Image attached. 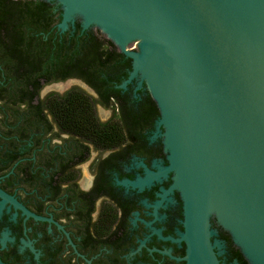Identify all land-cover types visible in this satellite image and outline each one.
Masks as SVG:
<instances>
[{
	"label": "flooded vegetation",
	"instance_id": "af4514ba",
	"mask_svg": "<svg viewBox=\"0 0 264 264\" xmlns=\"http://www.w3.org/2000/svg\"><path fill=\"white\" fill-rule=\"evenodd\" d=\"M51 18L33 22H48L44 40L54 35L49 73L34 69L29 84L0 38V190L14 200L0 196V264H186L183 201L164 172L149 92L136 79L120 87L129 71L120 57L91 67L93 83L75 72L82 53L54 58V40L70 42L60 35L73 28L61 32ZM55 59L65 66L53 74ZM209 223L219 264H251L217 217Z\"/></svg>",
	"mask_w": 264,
	"mask_h": 264
},
{
	"label": "water",
	"instance_id": "95a60500",
	"mask_svg": "<svg viewBox=\"0 0 264 264\" xmlns=\"http://www.w3.org/2000/svg\"><path fill=\"white\" fill-rule=\"evenodd\" d=\"M43 1L61 32L77 21L113 42L131 59L120 87L136 79L155 101L186 264H219L213 213L264 264V0Z\"/></svg>",
	"mask_w": 264,
	"mask_h": 264
},
{
	"label": "trees",
	"instance_id": "16d2710c",
	"mask_svg": "<svg viewBox=\"0 0 264 264\" xmlns=\"http://www.w3.org/2000/svg\"><path fill=\"white\" fill-rule=\"evenodd\" d=\"M53 8H56L57 11L60 12V9L57 6L43 0H0V28L4 29L5 38L2 39L0 36L1 43L5 47V52H11L12 54L16 53L21 56L19 62L21 63V67L26 70L21 72V79H23L22 81L24 84H29L28 81L31 78L30 73L34 71V69L41 70L43 75H47L45 72H48V63L50 61H46L44 54L47 52V46V49H49V39L54 34H48L47 40H44V32L46 31V24L48 22L45 21L43 27L35 26L37 23L33 24V22H37L42 18H48L49 21V17L51 16L53 22L56 23L59 20L60 15L56 14V11H53ZM68 35L70 36V42L65 43L66 40H54L55 46L51 51L53 57H57L58 54L62 55V52H64V59L67 56L72 59L73 56H77L75 52L79 54L82 53V57H78L76 60L78 67H76L75 72L89 83H93L92 71L90 70L91 67L100 68V65L109 62L111 58H114L115 56H117L118 59L121 58L123 60L121 67L118 66L119 63L117 67H127L130 69L131 59L129 57H125L122 52H119L115 45L109 39H105L102 35H100L99 32H95L93 30L82 31L80 30L79 23L76 21L75 27L72 30L65 31L60 36L65 37ZM55 36L57 35L55 34ZM74 36L78 37L79 40L76 42L72 40ZM33 53L36 57L34 62L26 58ZM55 60L52 70L53 74L55 73V70L65 66V64L61 61ZM72 63L73 62L69 65ZM82 67L84 69H82ZM68 71L69 67L67 69V72ZM36 73L38 76L41 75L39 71ZM125 75L126 73L123 76ZM73 94L77 95V100L85 101L86 99L79 92H72L70 95ZM32 97L33 92H29L28 99L31 100ZM146 98L149 102V110L153 113L155 112L157 115L158 108L155 101L151 98V96L149 97L146 95Z\"/></svg>",
	"mask_w": 264,
	"mask_h": 264
},
{
	"label": "rangeland",
	"instance_id": "374dc122",
	"mask_svg": "<svg viewBox=\"0 0 264 264\" xmlns=\"http://www.w3.org/2000/svg\"><path fill=\"white\" fill-rule=\"evenodd\" d=\"M102 36H104L103 34H101ZM105 37V36H104ZM71 82H73V83H80L79 81H76V80H66V81H64L63 83H71ZM62 82H58V83H56L57 85L58 84H63ZM81 85H83V84H81ZM83 87H85L84 85H83ZM58 88V87H57ZM57 88H55V90L57 89ZM59 89V88H58ZM47 90V89H46ZM101 112L102 113H105L106 111H104V110H101ZM101 113V114H102ZM103 115V114H102ZM211 215H214L215 217H216V215L213 213V214H211Z\"/></svg>",
	"mask_w": 264,
	"mask_h": 264
}]
</instances>
